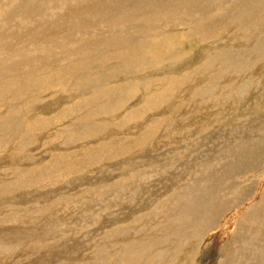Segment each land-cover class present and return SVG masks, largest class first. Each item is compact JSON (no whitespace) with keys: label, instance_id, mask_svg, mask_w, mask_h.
<instances>
[{"label":"rangeland","instance_id":"1","mask_svg":"<svg viewBox=\"0 0 264 264\" xmlns=\"http://www.w3.org/2000/svg\"><path fill=\"white\" fill-rule=\"evenodd\" d=\"M4 1L8 2V0H2V4L4 3ZM75 1L76 0H72L64 9H60L62 7V1L59 0H55V6L47 5V14L51 13L52 11L59 10L58 13H63L61 16L65 20L67 19V22L61 20L57 22V24L53 27H50L48 23H45L40 27L43 32L41 34L43 42L40 47V55L33 56V54L30 53V50H27L29 54L27 56H24L18 49L19 44L13 46V48H15L21 56H24L25 59L28 60V62L23 65L24 67L32 65L43 66L44 63L41 62V60L50 59L47 61L48 64H51V62H53L54 64H57V67L59 69L61 67H65L67 68V73H65L64 75V82L62 81V77L61 79H59L60 83L49 81L46 84V80L42 82V89L38 93L39 97H41V109H35L31 113H29V115H27L26 111L22 110L16 115L17 117H20V120L19 122H17L19 118H16L15 125H18L19 123L21 125H25L28 121L38 123L39 119L41 118H46L48 121L47 123L40 125L35 137V142L29 144L30 147L28 148V155H22L23 153L17 149V143H15V141L11 143L10 140L4 141L0 139V144L3 143L2 145L4 146H0V190H3L7 184L12 183V185H16V181L14 182V180L15 178H17V172L20 173L21 171H23L32 173L34 169H36L35 171L39 176V180L34 179L32 182H29V185L26 186L24 190V193L26 194L21 197L22 200L28 205L29 203H32L33 194H37L35 193V191H37L36 188L38 189V191H40L38 194H46L43 196L45 197V200H48V198L52 199L54 197H59L57 202H55L56 199H54V201H51L52 203L55 202L52 204V206L57 207L56 209L51 208V211L49 213L52 214L49 217V214L41 216L45 218H43L45 224L49 225V227L51 226V229L47 227L48 231L45 230L46 227L43 229L44 234L47 235L46 237H51L49 239L50 241L46 237V239H42L43 247L41 248V250L38 252H32L35 254L28 253L27 255H24V259L21 262H17V260L13 259V257V260L11 258L3 259L2 257H0V264H91L89 263L88 258H91L94 255V252L93 254L90 253L91 248L94 246V242H99L97 240L99 231L98 229H101L104 224L111 225V221H113V219L118 222L117 224H119V226L121 225L123 230V227L126 228V231L124 230V234L126 236H116L113 237V239H116L118 242H121L123 240L122 242L128 244V240H130V238L131 240L136 238L139 243H142L141 245H143L148 238L147 234H149V225L147 226V224H149L148 221H150V223L151 221H153V224L156 225V230L158 232L165 226L164 215L162 213H156V209L158 206L155 204V200L160 198L168 199L166 197L169 194L175 193V191L177 190L179 191L180 187H196L195 185L197 183L200 184V181L196 178H193V182H186L181 184L186 179L185 176H181V179H174L172 182L167 181L168 184L160 181L157 176L159 173L156 166L163 167L164 163L169 161V157L165 154L172 153V151L176 147V154H182V160L180 162L176 161L177 163H182L183 159L187 156L191 157L194 163H197L200 160L204 159V156L209 149V153H214L218 161L226 159H229L231 161L230 151L226 150L225 146L231 147L237 145L239 140L244 143V146L247 149V151H245L244 153L247 154V156L244 157V162L240 160V156L238 158L236 157V160L231 162L230 165H227L224 171H235L233 173L231 172V180L237 179L235 181L240 183L242 186L250 185L254 188L255 192L258 189L257 192L259 193V195L255 200L249 202L247 201L246 203H239L235 211L232 210L231 212V210L226 209V211H224V213L222 214L220 220L217 221V223H214V225L217 224V229L213 227L212 229H210V232L205 231V233L202 234L203 236H201V243L196 246L197 248H195V250L193 249L189 252L188 256L185 257L184 262V264H218L219 257L221 258L222 254H224V257L229 254L234 236V233L232 232L233 228L234 232H236V229L240 228L243 225L242 219L243 217H245V204H253L257 201V199H260V203L261 197L264 193V158H261V155H264V56L261 57L258 55H252L250 59V68L240 69L237 66L231 67V50L237 53V50L234 51L233 49L248 48L254 42L249 41L248 45L242 38V36H247L246 31L239 28L236 24H226L221 27L218 20L219 17L218 15H216V9H231V0H175L176 4L173 5V8H175L173 10L176 12H174L172 9H158L166 4V2L169 0H141L140 2L150 1L145 5H148L149 7L152 6V8L154 9H129V5L126 4L124 7L119 5L123 9H104L105 11L101 15H98L96 13L91 14L90 21L87 25V33L83 47L76 52L73 51L72 56L67 57L59 52L58 49L61 50V47L67 43L72 48L71 43L73 33L77 37L81 34H84L83 32H75L77 28L81 31L83 27V23L78 24L77 20L87 22V13L90 10L86 9L87 7H85L84 9V4H89V0H77V3ZM246 3L251 7V9H255L261 15L259 19L249 16V20L254 29L255 35L260 39L264 38V0H247ZM71 9L75 12L78 10L79 11L76 12V14L74 11L73 13ZM195 9H209L211 18L214 15L217 16V20L213 22L211 19L210 21V23H212L211 27H213L215 30V33L212 32L214 35L212 37H215V39L212 38L210 39L211 41L206 38L202 40L197 39L199 38L196 34L197 29H194L193 27H197L196 14H201L196 12ZM94 10L95 9H91V12H93ZM144 11H148V17H140V14ZM79 12H85L86 17L85 15L79 16ZM80 17L83 18L81 19ZM147 18H152L153 21H156H154V28L156 29L155 31L162 33V37H160L161 35H159L154 39H149L153 36L152 34L149 33L150 35L147 34L146 36L140 37L138 32L135 31L134 25L136 24L137 27L138 23ZM191 18L192 21L190 22ZM172 20L174 22H172ZM180 23L181 25H179ZM128 24H130L131 26H129ZM159 24L162 26L160 27ZM128 27H130L128 33L133 34L131 36L134 39L137 38L136 43H134L136 44L135 47L141 44L137 42L138 37H140L139 40L142 38L143 41H149H146L143 46L134 48L136 50L132 49L133 51L124 49L123 47L127 46L126 41L119 42V40H116L114 37L116 33H118L117 37H119V35L123 34V32L121 31L127 30ZM208 28L209 27L205 29V33L207 32ZM130 30L133 32H131ZM144 45L145 48L143 49L142 47H144ZM126 48H128V46ZM66 49L68 50V48ZM220 51L222 52L220 53ZM222 53H228L230 55V59L222 61V58H224V56L221 55ZM8 54V56H12L13 51H10ZM75 60L76 63L74 62ZM13 61L16 62L15 60ZM59 61H61L62 63ZM206 61H209L213 64L210 66L203 64V62L206 63ZM140 63L141 66H139ZM201 63L203 65L199 66V64ZM74 65H77L80 68L89 69L86 70L87 73L85 74V70H76ZM134 65L136 66V68ZM119 66L122 68H120ZM91 67H95V69L96 67L98 68L97 70H94ZM202 67L203 72L200 69ZM44 68L47 69V67ZM107 68H110L113 71L107 70ZM90 69H92V71ZM116 70H123L121 73L122 75L118 73L115 74ZM76 71H79V75H77L78 73ZM112 72L114 74H112ZM40 73L41 75H46L47 71H44L42 69L40 70ZM110 73L112 74V77ZM87 74L90 76V78ZM172 74H174L175 78L178 79L179 86H177L174 90L169 89L166 90V92L163 91V93L165 92L164 100L163 103L160 104V108L149 106V109L147 111L139 110V107L143 104L144 101L148 100L149 97V104L153 105L155 94L152 93L158 89L163 88L164 84H167L165 79L171 78L175 81H173L174 83H178V81L176 82L177 79H175ZM179 74H181V76ZM187 74L188 77H185L187 76ZM50 75L52 74L50 73ZM67 75H69L71 78ZM91 75L93 76V78L91 77ZM94 75L96 76V78L94 77ZM97 76L99 81L97 80ZM78 78L79 82L77 81ZM186 79L189 82H185L187 81ZM72 81L74 82L72 83ZM146 82H151V84H153L150 86H146ZM64 83H66L67 85ZM186 84H188L189 86L187 85V87ZM185 86L189 90H191L193 94L187 88H185ZM227 86H231V96H227L224 92V88H226ZM55 87L57 88L55 89ZM50 88L51 90H49ZM96 89L98 90V92ZM202 89H208L209 92L206 95H200L199 91ZM24 92H26V90ZM167 93H169L170 96ZM10 95L13 96V93L8 94V96ZM44 95L46 96L44 97ZM191 95L193 96L192 98H194L196 101L191 98ZM195 95L197 97H195ZM105 97L107 98L106 100ZM189 98L194 102H192ZM170 99H172V101ZM183 100H185V104L183 103ZM169 102H172V104ZM166 103L168 105H166ZM102 108L103 111L101 110ZM134 108L138 109L136 110L138 113H135L133 111ZM5 110L6 109L3 108L0 113L3 114ZM127 110H129V112ZM166 115H172L174 124L173 128H170L169 124L171 123L167 124V122L166 125H161L162 127L160 128V122L162 121V119L158 120V118ZM150 116L153 118H150ZM152 121H154V124ZM145 122H147L148 126L145 124ZM85 123L87 124V126L85 125ZM153 126L156 127L157 133H155V129L152 128ZM73 127L76 129H87L89 135L86 133L81 134L78 131L69 129ZM145 127L147 129H145ZM122 128L124 130H122ZM63 129L68 133L65 134L61 132ZM125 130L128 132H126ZM147 130L153 131L154 137L148 136L144 138L143 136L147 135L148 133ZM135 131L139 132L136 133ZM244 131H246L248 135L244 134ZM84 134L87 137L84 136ZM1 135L2 131L0 130V137ZM74 137L75 140L78 139V141H73ZM124 137L125 139L123 140V142L122 139ZM129 139H134L136 140V142L130 141ZM15 140L17 139L15 138ZM108 140L109 143H107ZM102 141L108 144H104L107 149L106 147H103V144H101L103 143ZM119 142L120 144H118ZM135 143H137L138 146ZM94 144H97V146ZM109 144H111L110 147ZM128 144H131V146H129ZM100 146L102 149L100 151H97L96 149H100ZM91 147L93 148V150ZM221 147H223L225 150H220L216 154L215 152ZM125 148V152L120 151ZM134 150L136 151L134 152ZM91 151L95 152L92 153ZM14 152L19 154V158L17 161L16 158H13ZM99 152H101V157ZM11 153L13 154L11 155ZM116 155L117 158L119 157L118 159L121 160H118L116 157H114ZM9 157L13 159H8ZM155 157H157L158 159L157 164L156 166L151 167L149 159ZM2 159H6L7 161ZM50 159H53V163L48 164L49 166H46L45 164H47V161H49ZM89 162L93 164L91 165ZM9 163L12 165H10ZM209 164L218 166L214 159H211ZM242 164H245V166H243ZM20 167L21 170L19 169ZM11 168L13 172L9 170ZM165 168L168 169L170 167H164V169ZM39 170H43L44 173L46 172L45 175H42ZM130 173H132L133 175H131ZM6 175L7 177L3 178ZM196 175H198L199 177L201 176L200 169L196 171ZM108 176L110 179L106 178ZM124 176H130V179L132 178V176H139V182H137L135 179H132L131 182L122 185L118 189H108V187L110 188V184L112 183V181L115 183L119 182L122 179L121 177ZM261 177L263 178L261 179ZM13 178L14 180L12 182ZM243 178L246 180H244ZM1 180L4 183H1ZM223 181L226 182V174L223 178ZM96 183L99 184L97 185ZM245 183L247 185H245ZM36 184H38L39 186H37ZM137 184L140 185L139 188L136 186ZM92 186L95 187L94 190L92 189ZM34 187L35 189H33ZM96 188H98L100 194H103V196L106 194L104 197H106V199L108 200L111 198L110 195L112 194V196L114 197V194L116 192V194L119 195L118 197L115 196L117 197V205L115 206L114 204H112L113 208H109V210L104 209L105 212L101 213V215L93 213V216H90L89 214H83L81 217V215L78 214L79 211H76V214L80 218L70 217V211H75L77 209L76 207H78L90 196H94V199H100L101 197L103 199L102 195L101 197L99 196V191H95ZM224 189L227 190V188H223V190ZM119 190L122 191V193H119ZM66 193H68V195ZM159 193H161L162 195H160ZM221 193L224 192L221 191ZM209 195L210 193L207 194V196ZM11 196L19 197L15 193L13 195L0 194V202L9 203L8 200ZM228 196H226L227 199L230 198L229 200H234L233 198L231 199V197ZM78 197L79 201L77 200ZM45 200H43V204H46L44 202ZM119 201H121V204H119ZM49 204L50 203H47L46 205ZM123 204L124 206H121ZM173 205V202L169 203V207L167 208L169 209ZM127 206H129V208ZM100 207L102 206L99 205L97 212H99ZM104 207H109V205ZM116 208H119L120 210H117ZM159 208L161 209V207H158V209ZM118 211L121 214H119ZM5 213V210L0 212V217H5ZM57 213L61 214L57 215ZM110 213H112V216L110 215ZM260 214L264 216V210L261 211ZM30 217L31 216H29V213H26V218H28V220ZM135 217H138V219H136ZM79 219L80 221H78ZM84 221H86L88 224L84 225ZM16 222L17 223L14 224V220L13 223L4 222V224H1L0 236L2 233H6L9 231L16 232V229L20 227V224L18 223L19 221ZM51 222L55 223L51 224ZM99 223L101 224V226ZM126 223L128 226L126 225ZM219 223L221 224V226ZM234 223H236L235 225H237V227H234ZM126 226L128 227V229ZM261 226L264 229V225ZM140 230H142L143 232ZM54 231L57 233H55ZM139 237L142 240H140ZM126 238H128V240ZM84 239L86 241L80 244V241ZM137 240L136 242H138ZM112 245H114V243H112ZM134 249L135 250H132V252L134 251V253L139 250L137 247H135ZM114 250L116 249L111 250V254L108 252L103 253L102 256H104L105 258L111 256L116 261L114 262L112 260L111 262V260L109 259L108 263L107 260L105 261L107 264H127L128 261V264H130L129 257L120 258V256L116 252H114ZM76 251H78V253ZM29 254H31V256L33 255V260L29 256ZM102 256L101 259L103 260ZM28 259L30 260L28 261ZM124 259L127 260L123 262ZM31 260L33 262H31ZM181 261L182 257L181 260L179 259L175 262V264H179L181 263ZM150 264H152V262Z\"/></svg>","mask_w":264,"mask_h":264},{"label":"bare ground","instance_id":"2","mask_svg":"<svg viewBox=\"0 0 264 264\" xmlns=\"http://www.w3.org/2000/svg\"><path fill=\"white\" fill-rule=\"evenodd\" d=\"M59 1H62V7L60 9H64V8L67 7V4H69L72 0H59ZM89 1H90L89 4H84V9H85V7H87L86 9H90L89 12L87 13V19H86L87 22L86 21L77 20L78 24L79 23H83V27H82L81 31L78 30V28L75 30V32H79V33L83 32L84 34H81L80 36L77 37L73 33V35H72V43H71L72 48L67 43V44H65L64 46L61 47V50L58 49L59 52H61L63 55H65L67 57L68 56H72V52L73 51L76 52V51H78L79 49H81L83 47L84 41H85V38H86V33H87V25H88V23L90 21L91 14L96 13L98 15H101V14L104 13V11H105L104 9H123L119 5L124 7L126 4L129 5V9H154V8H152V6L149 7L148 5H145L146 3L150 2V1H148V2H140L141 0H136V1L135 0H89ZM246 1L247 0H231V9H216L217 10V14L216 15H218V17H219L218 20H219V23H220L221 27L223 25H226V24H228V25L236 24L239 28H241V29L246 31L247 36H242V38L246 41L247 44L249 43V41H254L253 44L251 46H249L248 48H240V49L235 48V49H233L234 51L237 50V53H235V52H233L231 50V67L237 66L240 69L250 68V59H251L252 55H258V56H261V57L264 56V38L260 39V38H258L255 35L254 29H253V27L251 25V22L249 20V16L259 19L261 17V15L255 9H251V7L246 3ZM55 4H56L55 0H8V2L4 1L3 4H2V0H0V105H1L0 109L1 110L3 108L6 109L3 114L0 113V130L2 131V135H1L0 139L4 140V141H9L10 140L11 143L15 141V143H17V149L20 150L23 153L22 155H28L29 154L28 153V148L30 147L29 144H31L32 142H35V137H36V134H37V131H38L40 125H42L44 123H47L48 121H47L46 118H41V119H39L38 123H33L31 121H28L25 125H21L20 123L18 125H15V119L19 118L17 120V122H19V120H20V117L16 116L17 113H19L20 111L24 110V111L27 112V115H29V113H31L33 110L39 109L40 108L41 97H39L38 93L42 89V87H41V86H43L42 82L44 80H46V82H45L46 84L49 81L59 82V79H61V77H62V81L64 82V75H65V73H67V68H65V67H61L59 69L57 67V64H54L51 61H50L51 64H48L47 61L50 60V59L41 60V62L44 63L43 66L47 67V69L44 68L41 65H32V66H25V67L23 66L26 62H28V60H26L25 57H24V56H27L29 54L27 52V50H30V53H32L33 56H38L41 53L40 47H41V44L43 42L41 34L43 32H42V29L40 27L43 24H45V23H48L50 25V27H53V26H55L57 24V22H59L61 20H63V21L67 20V19L65 20L64 18H62L61 15L63 13L59 14L58 13L59 10L52 11L49 14L46 13L47 5L55 6ZM175 4H176L175 0H169V1L166 2V4H164L162 7L158 8V9H162V10L163 9H168V10L172 9L173 10V9H175V8H173V5H175ZM81 5H83V4H81ZM81 5H80V7H81ZM72 7H74V6H72ZM91 9H95V10L93 12H91ZM96 9H98V10H96ZM81 10H83V9H81ZM230 10H231V12H230ZM73 11L74 10H72V12ZM78 11H76V12H78ZM148 11H150V10H148ZM148 11L142 12L140 14V17H148ZM195 11L201 14V15H197L196 14V26L197 27H195V26L193 27L194 29H197L196 30V34L199 37L197 39L198 40H202L204 38H206L208 40H210L212 38L215 39V37H212V36H214L212 32L215 33V30H214L213 27H211L212 23H210V21H211V19H212L213 22L215 20H217V16L214 15L211 18V14H210L209 9H195ZM159 12H161V11H159ZM174 12H176V11H174ZM230 13H231V16H230ZM78 14H79V16H83V15H85V12H79ZM79 16H77V17H79ZM85 17H86V15H85ZM225 19H227V20H225ZM154 21H153L152 18L143 19L140 23L136 22V23H138L137 27H136V24L134 23L135 24L134 25L135 26L134 29H135V31L138 32L140 37L146 36L149 33L153 35L149 39H154V38H156L159 35H161L160 37H162V33L158 32V31H155L156 29L154 28ZM191 21H192V18H191L190 22ZM172 22H174V21L172 20ZM128 25L131 26L130 24H128ZM167 25H168V23H167ZM179 25H181V23ZM155 26H157V25H155ZM161 26L162 25H160V27ZM207 27H209V28H208L207 32L205 33V29ZM129 28L130 27H128L127 30H122L121 32H123V34L119 35V37H117L118 33H116L114 38L116 40H119V42L120 41L121 42H125L126 41V44H127L129 49L126 48L127 46L123 47V48L128 50V51H133L132 49H134V48H136L138 46H143V44H145V42L147 40L143 41L142 38L139 40L140 37H138L139 41L137 40V42L139 44L140 43L141 44L140 45L137 44L138 46L135 47L136 44H134V43H136V39L137 38L134 39L131 36L133 34L128 33ZM131 32H133V31H131ZM218 33H219V31H218ZM116 42H118V41H116ZM17 44H19V48L18 49L21 51V53L24 56H21L20 53H18L16 51V49L13 48V46L17 45ZM151 46H152V44H151ZM66 48H68V50ZM142 48L144 49L145 45ZM134 50H136V49H134ZM10 51H13L12 56H8L9 55L8 53ZM222 51H223V49H222ZM222 51H220V53ZM221 55L224 56V58H222V61L230 59V55L228 53H222ZM219 56H220V54H219ZM12 59L15 60L18 63L14 62ZM66 59H68V58H66ZM59 62H61V61H59ZM74 62L76 63V60ZM145 62H144V64H145ZM154 63H156V62H154ZM203 64H205L207 66H210L213 63H210L209 61H206V63L203 62ZM203 64L201 63V64H199V66H201ZM55 65H56V68H55ZM139 66H141V63H140ZM74 67H75L76 70H80V71L81 70H85L86 71L87 69H89V68H80L77 65H74ZM91 68H93L94 70H97L98 67H96V69H95V67H91ZM120 68H122V67H120ZM135 68H136V66H135ZM42 69L44 71H47L46 75H41L40 70H42ZM200 69L203 72V67L200 68ZM90 70L92 71V69H90ZM107 70H111V69L107 68ZM111 71H113V70H111ZM122 71L121 70H116L115 74H117V73L121 74ZM50 73L52 75H50ZM86 73H87V71L85 72V74ZM89 73H90V71H89ZM195 73H197V72H195ZM85 74H83V75H85ZM112 74H114V73L112 72ZM112 74H111V77H112ZM181 74H179V75L181 76ZM188 74H187V76H185V75H182V76L188 77ZM77 75H79V73ZM172 75L174 76V74H172ZM176 75H178V74H176ZM67 76H69V75H67ZM91 77L93 78L92 75H91ZM94 77L96 78L95 75H94ZM50 78H51V80H50ZM89 78H90V76H89ZM99 78H100V76H99ZM174 78H175V76H174ZM175 79H177V78H175ZM97 80L99 81L98 76H97ZM77 81L79 82V78H78ZM81 81H82V79H81ZM165 81L167 82V84H164L163 88L158 89V90H156L155 92L152 93V94H155L153 105L149 104L150 103V97H149V99L144 101L143 104L139 107V110H146L147 111L149 109L148 108L149 106H152L154 108H160V104L163 103L164 93L166 92V90H169V89L170 90H174L177 86H179L178 79L176 80V82L178 81V83H174L175 81L172 80L171 78L170 79H165ZM73 82L74 81H72V83ZM94 82H95V80H94ZM182 82H183V80H182ZM185 82H189V81L187 80ZM98 83H100V82H98ZM64 84H66V83H64ZM92 84H94V83H92ZM145 84H146V86H150L153 83L151 84V82H146ZM80 85H82V84H80ZM187 85L188 84H186V86ZM191 85H190V87H191ZM182 86H184V85H182ZM186 86H185V88H187L189 85L187 87ZM56 88L57 87H55V89ZM158 88H160V87H158ZM238 89H241V88H238ZM25 90H26V92H24ZM49 90H51V88ZM188 90H187V92H188ZM163 91H165V92L163 93ZM189 91L191 92V90H189ZM97 92H98V90H97ZM194 92H196V91H194ZM208 92H209L208 89H202V90L199 91V94L200 95H206ZM224 92H225V94L227 96H231V86H227L226 88H224ZM9 93H13V96L12 95L8 96ZM191 93L193 94V92H191ZM54 94H53V97H54ZM167 94H169V93H167ZM220 94H222V93H220ZM45 96L46 95H44V97ZM169 96H170V94H169ZM102 97H103V95H102ZM192 97L193 96L191 95V98ZM195 97H197V96L195 95ZM51 99H53V98H51ZM101 99H103V98H101ZM106 99L107 98L105 97V100ZM192 99H194V98H192ZM192 99H190L192 102L196 101L195 99H194V101ZM170 100L172 101V99H170ZM170 100H168V101H170ZM185 100H186V98H185ZM185 100H183V103H184ZM188 102H190V101H188ZM19 103H21V104H19ZM164 103H165V101H164ZM167 103H166V105H168ZM169 103L172 104V102H169ZM131 104H132V102H131ZM198 106H200V105H198ZM110 107H111V105H110ZM201 108H202V106H201ZM101 110L103 111V108ZM136 110H138V109L134 108L133 111L136 113L137 112ZM127 111L129 112V110H127ZM198 111H199V109H198ZM147 114H148V112H147ZM211 114H213V113H211ZM145 115H143V116H145ZM150 118H153V117L150 116ZM161 119H162V121L160 122V128L162 127L161 125H166V122H167V124L171 123V124H169V126H170V128H173L174 124H173L172 115H169V116L166 115V116L158 118V120H161ZM7 120H9V121H7ZM144 120H146V119H144ZM149 120H152V119H149ZM13 121H14V123H13ZM152 122L154 124V121H152ZM145 124L148 126L147 122H145ZM85 125L87 126L86 123H85ZM152 128L155 129V133H157L156 132V127L153 126ZM69 129L73 130V131H78L81 134H83V133L88 134V130L87 129H81V128L76 129L74 127L73 128H69ZM145 129H147V128L145 127ZM122 130H124V129L122 128ZM73 131H72V133H73ZM141 131H142V129H141ZM61 132L65 133V134L68 133L64 129ZM126 132H128V131H126ZM129 132H131V131H129ZM137 132H139V131H137ZM175 133H179V132H175ZM244 134L248 135V133H246V131H244ZM84 136H86V135L84 134ZM148 136L154 137L153 131H148L147 135H144L143 137L146 138ZM71 137H72V134H71ZM92 137H95V136H92ZM15 138L17 140H15ZM119 139H120V137H119ZM124 139H125V137L122 139V141ZM76 140L78 141V139H76ZM76 140H75V137H74L73 141H76ZM126 140H128V139H126ZM237 140H238V138H237ZM130 141H135L136 142V140H134V139L130 140ZM102 142L103 143H101V144H103V147H106L105 145H108L107 143H109V140H108V142L105 141L107 143H104V141H102ZM0 143H1V141H0ZM130 143H132V142H130ZM2 144H0V146H3ZM118 144H120V142ZM135 144L137 145V143H135ZM94 145L97 146V144H94ZM110 145L111 144H109V147H110ZM126 145H127V143H126ZM90 146H91V144H90ZM129 146H131V144ZM5 147H7V146H5ZM85 147H87V146H85ZM225 148H226V150L230 151L231 161L229 159L218 161L217 158L215 157L216 155L214 153H209V149H208V152L205 154L204 159L200 160L197 163H194L193 160L191 159V157H189V156L185 157L183 159L182 163H177V162H180L182 160V154L181 153L180 154L179 153L176 154V152H177V148L176 147L174 148L172 153L165 154L166 156L169 157V161L165 162L163 167L162 166L161 167L160 166H156L157 161H158L157 157L149 159L150 166L151 167L152 166H156L157 169H158V173H159L157 175L158 179L160 181L164 182L165 184H168L167 181L172 182L174 179H181V176H185V178H186L182 183L180 182L181 184L186 183V182H193V178L198 179L200 181V184L197 183L195 185L196 187H194V186L193 187H186V188L180 187L179 191L177 190V191H175V193L169 194L166 197L168 199L160 198V199H156L155 200V204L158 207H161V209L160 208L158 209V207H157L156 213L157 214L162 213L164 215V225L165 226L163 227L162 230H159V232H158L156 230V228H157L156 225L153 224V221H151V223H150V221H148L149 224H147V226L149 225V234H147V237H148L147 239L144 238V239H146V241L144 242L143 245H141L142 243H139V241L136 238L135 239L138 242H136L135 239L131 240V238H130L131 241L128 240V238H126L128 240V242H129L128 244L125 243V242H122L123 240L121 242L120 241L118 242L116 239H113V237H116V236L124 237V236H126L124 234V230L126 228L123 227L124 228V230H123L121 225L119 226V224H117L118 222H116L114 219H113V221H111L112 222L111 225L104 224L101 227V229H98L99 231H98L97 240L99 242H97V241L94 242V246L91 248V252L90 253L93 254V252H94V255L91 258H88L89 263H91V264H107L109 259L111 260V262H112V260L114 262H116L115 259L112 258L111 256H108L106 258L104 256H102L104 252H108V253L111 254L112 253L111 250L116 249V250H114V252H116L120 256V258L121 257L122 258H128L129 257L130 264H141V263L142 264H150L151 262H152V264H175L176 261H178L179 259L181 260V257H182V261L179 264H184L185 257L188 256L189 252L191 250H193V249L195 250V248H197L196 246H198V244L201 243L200 239H201V236H203L202 234L205 233V231H209L210 232V229H212L213 227L216 228L217 224L214 225V223L215 222L217 223V221L220 220L222 214L224 213V211H226V209L227 210H231V212H232V210L235 211V209H237V206L239 205V203H244V202L246 203L247 201L249 202V201L255 200L257 198V196L259 195V193L257 192L258 189L255 192V190H254V188L252 186H250V185L242 186L240 183L235 181L237 179L231 180V172L233 173L235 171H228V172L224 171L225 167L227 165H230L231 162L236 160V157L238 158L240 156V160L244 162V157L247 156V154L244 153L245 151H247L246 147L244 146V143L238 140L237 145H234V146H231V147H226L225 146ZM230 148H231V150H230ZM101 149L102 148L100 146V149H96V150L100 151ZM106 149H107V147H106ZM119 149H120V145H119ZM92 150H93V148H92ZM220 150H225V149L223 147H221L215 153L217 154ZM120 151L121 152H125L126 148L123 149V150H120ZM135 151L136 150H134V152ZM91 152H89V153H91ZM93 152H95V151H93ZM118 152H119V150H118ZM78 153H79V150H78ZM89 153H87V154H89ZM100 153L101 152H99V154ZM113 153H114V151H113ZM12 154L13 153H11V155ZM109 154H110V152H109ZM73 155H71V156H73ZM160 155H161V153H160ZM6 156H7V154H6ZM101 156L102 155L100 154V157ZM114 157L117 158V155L114 156ZM13 158L14 159L16 158V161H17L18 158H19V154L14 152ZM13 158L9 157L8 159L12 160ZM56 158H58V157H56ZM261 158H264V155H261ZM132 159H134V158H132ZM211 159H214L216 161V163L218 164V166H213V164L212 165L209 164ZM2 160H6V159H2ZM118 160H121V159H118ZM74 161H75V159H74ZM258 161H262V160H258ZM84 162H85V159H84ZM52 163H53V159H50L49 161H47V164H45V165L49 166L48 164H52ZM97 164H99V163H97ZM10 165H12V164H10ZM101 165H104V164H101ZM242 165L245 166V164H242ZM17 166H19V165H17ZM4 167H5V165H4ZM164 167H170V168H168V169L165 168L164 169ZM19 169L21 170V167ZM199 169L201 171V176L200 177L198 175H196V171L199 170ZM9 170L13 172L12 168L9 169ZM35 170L36 169H34V171L32 173H27V172H23V171H21L22 173L21 172L19 173V172L16 171L17 172L16 173L17 178H15V180H14V178L12 179V182H13V180H14V182L16 181V185L14 186V185H12V183L11 184H7L4 187L3 190H0V194H5V195L6 194H11V195H13L15 193L17 196H19V197H12L11 196L9 198V200L7 199L9 201V203L0 202V212H2L4 210L6 211V213H5L6 215H4L5 217H2V218L0 217V225L4 224V222H12L13 223L14 220H15L14 224L17 223L16 221H19L18 223L20 224V227H18L16 229L17 230L16 232L9 231V232H6V233H2L1 236H0V257H2L3 259L4 258L5 259H10V258L12 259V257H13V259L17 260V262L23 261L24 255H27L28 253H32V252H38V251L41 250V248L43 247L42 239H44L47 236L46 234H44L43 229L46 227L45 230L48 231L47 227H49V225L45 224V222L43 221L44 217H41V216L45 215V214H49L48 215V217H49L52 214V213H49L51 211V208H54V209L57 208V207L52 206V204L57 202L59 197H54L52 199L48 198V200H45L44 199L45 197H43V196L46 195V194L45 193L38 194L40 191H38V189L36 188V190L38 192L35 191V193H37V194L36 195L33 194L32 203H29V205H28L26 202H24L22 200L21 197H23L26 194V193H24V190H25V187L29 185V182H32L34 179L39 180V178H38L39 176L37 175V172ZM5 171H6V169H5ZM10 171H8V172H10ZM14 171H15V169H14ZM39 172L42 175H45V173H46V172L44 173L43 170H39ZM247 172H248V170H247ZM130 174L133 175L132 173H130ZM225 174H226V182L223 181V178H224ZM248 174H249V172H248ZM6 177H7V175L5 177H3V178H6ZM106 178L110 179L109 176L106 177ZM121 178L122 179L119 182L115 183V182L112 181L113 184L111 183L110 184V188L108 187V189L109 190L110 189H113V190L118 189L122 185L131 182L132 179H135L137 182H139V176H132L131 179H130V176H124V177H121ZM262 178L263 177H261V179ZM182 179H184V178H182ZM36 180H35V182H36ZM244 180H246V179H244ZM2 182L3 181L1 180V183ZM35 182H34V185H35ZM101 183H102V181H101ZM38 184H36V185L39 186ZM96 184H94V185H96ZM141 184H142V182H141ZM225 184H226V186H225ZM40 185H41V183H40ZM44 185H46V184H44ZM245 185H247V184L245 183ZM103 186H105V185H103ZM126 186H128V185H126ZM136 186L138 188L140 187L139 184H137ZM35 187L33 189H35ZM94 188L95 187L92 186L93 190H94ZM223 188H227V190L226 189L223 190ZM141 190H142V188H141ZM95 191H99L98 188H96ZM221 191H223L224 193H221ZM118 192L122 193V191H120V190ZM259 192H260V190H259ZM113 193H114V191H113ZM161 193H159V194L162 195ZM209 193H210V195L207 196V194H209ZM66 194L68 195V193H66ZM99 194H100V191H99ZM227 194L231 197V199L233 198L235 201L234 200H229L230 198L227 199L226 198V196H228ZM101 195L103 196V194H100L99 196L101 197ZM104 196H103V199H102V197L100 199H94V196L93 197L90 196L83 203H81L78 207H76L77 209L75 211H70L71 212L70 217L80 218L76 214V211H79L78 214H80L81 217H82L83 214H89L90 216H93L94 215L93 213H96L98 215H101V213L105 212L104 209L109 210V208H113L112 204H114L115 206L117 205L118 202L116 201V198L119 195H117L116 192L114 194V197L115 196H117V197H115V198L112 196V194L110 195L111 198L109 200L106 199V197H104ZM54 199H56V200H55V202L52 203L51 201H54ZM43 200H45L44 202L46 204L47 203H50V204L49 205L43 204L42 203ZM77 200L79 201V197L77 198ZM259 200L260 199H257V201L254 202L253 204H245V211H244L245 212L244 213L245 217H243V219H242L243 225L240 228H237L236 232H234V228H233L232 232L234 233V236H233V241L231 243L229 254L226 255L225 257H224V254H222V257L221 258L219 257L218 264H263L264 263V229L261 226V225H264V216L262 214H260L261 211L264 210V202H263L264 201V193H263V195L261 197V202L260 203H259ZM172 202L174 203V205L171 206L168 209L167 207H169V203H172ZM107 204L109 205V207H104V206H108ZM119 204H121V201H119ZM99 205H101L102 207H100L99 212H97V210L99 208ZM121 206H124V204L121 205ZM131 206H132V204H131ZM127 207L129 208V206H127ZM114 209H115V207H114ZM89 210L91 211V213H90ZM121 212H123V211H121ZM26 213H29V216H31L29 218V220H28V218H26ZM60 214L57 213V215H60ZM107 214H108V212H107ZM119 214H121V213L119 212ZM54 215H56V214H54ZM110 215L112 216V213H110ZM27 217H28V215H27ZM138 217L137 218L135 217V218L138 219ZM81 219H83V218H81ZM78 221H80V219ZM129 222H128V224H129ZM212 222H213V224H212ZM52 223H55V222H51V224ZM87 224L88 223L86 221H84V225H87ZM235 224L236 223H234V227H237V225H235ZM11 225H13V224H11ZM126 225H127V223H126ZM97 226H99V225H97ZM100 226H101V224H100ZM130 226H132V225H130ZM220 226H221V224H220ZM53 229H55V228H53ZM59 229H61V228H59ZM127 229H128V227H127ZM0 230H1V228H0ZM140 231H142V230H140ZM50 233H51V231H50ZM55 233H57V232H55ZM207 234H209V233H207ZM50 236H52V235H50ZM50 238L48 237L47 239L49 240ZM139 239H140V237H139ZM140 240H142V239H140ZM84 241H86V240L85 239L81 240L80 244L83 243ZM55 243H56V241H55ZM112 243H114V245H112ZM135 247H137L139 249L138 251H136V253H134V251L132 252V250H135L134 249ZM180 248H181V250H180ZM181 251H182V254H181ZM76 252L78 253V251H76ZM32 254H35V253H32ZM76 255H78V254H76ZM29 256L32 258L33 255L31 256V254H29ZM37 256H38V254H37ZM101 256H102L103 260L101 259ZM76 258H78V257H76ZM33 259L34 258H32V260ZM29 260L30 259H28V261ZM32 260H31V262H33ZM106 260H107V263L105 262ZM126 260L124 259L123 262H125ZM14 261H12V262H14ZM128 262H127V264H128Z\"/></svg>","mask_w":264,"mask_h":264}]
</instances>
